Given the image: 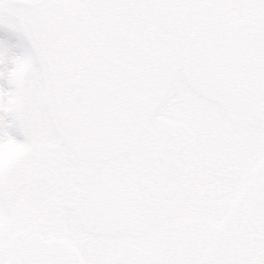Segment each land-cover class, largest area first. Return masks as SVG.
Wrapping results in <instances>:
<instances>
[{
    "label": "snow or ice",
    "instance_id": "1",
    "mask_svg": "<svg viewBox=\"0 0 264 264\" xmlns=\"http://www.w3.org/2000/svg\"><path fill=\"white\" fill-rule=\"evenodd\" d=\"M0 264H264V0H0Z\"/></svg>",
    "mask_w": 264,
    "mask_h": 264
}]
</instances>
